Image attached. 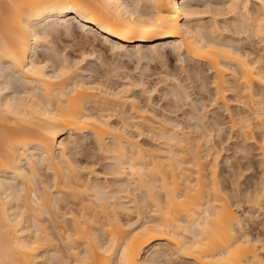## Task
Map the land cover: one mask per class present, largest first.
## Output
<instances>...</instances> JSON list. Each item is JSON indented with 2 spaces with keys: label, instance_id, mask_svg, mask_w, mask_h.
Wrapping results in <instances>:
<instances>
[{
  "label": "bare ground",
  "instance_id": "obj_1",
  "mask_svg": "<svg viewBox=\"0 0 264 264\" xmlns=\"http://www.w3.org/2000/svg\"><path fill=\"white\" fill-rule=\"evenodd\" d=\"M189 1L0 0V264H162L163 257L179 264L180 256L196 264H264V230L254 233L243 221L256 205L264 208V186L254 187V203L253 192L238 189L234 204L218 172L225 140L248 139L254 113L264 121V51L221 37L217 18L232 12L233 31L252 29L248 36L264 46V0H224L231 2L225 11L214 0ZM205 11L212 21L199 17ZM62 37L74 41L79 57L53 47ZM102 47L141 60L174 54L194 88L215 73L214 91L198 89L193 98L176 76L166 89L176 109L191 105L182 110L187 125L161 118L151 97L156 86L91 79L87 54ZM138 90L149 108L137 101ZM228 100L241 109L230 110ZM206 102L224 105L236 134L222 138L219 115L206 121ZM90 135L98 150H79ZM145 135L164 142L150 151L139 141ZM97 155L112 160L103 168L119 190L92 176L96 160L83 156Z\"/></svg>",
  "mask_w": 264,
  "mask_h": 264
},
{
  "label": "rangeland",
  "instance_id": "obj_2",
  "mask_svg": "<svg viewBox=\"0 0 264 264\" xmlns=\"http://www.w3.org/2000/svg\"><path fill=\"white\" fill-rule=\"evenodd\" d=\"M192 1H195V2H192ZM214 1H216V2H219V9L221 10V7H222V10H224L225 11V6H226V4L227 5H230L229 3H231V2H227V3H224V0L222 1V0H214ZM196 2L198 3V0H190L189 1V3H192V5H195L196 4ZM204 2V1H203ZM226 2V1H225ZM224 4V5H223ZM211 5H214V4H211ZM223 5V6H222ZM218 6V5H217ZM214 7V6H213ZM227 7V6H226ZM254 7V6H253ZM218 8V7H217ZM224 8V9H223ZM201 14V13H200ZM211 15H212V13L210 14V12H204V13H202L199 17L200 18H203V20L204 21H206V22H210V21H212V17H211ZM232 15V16H231ZM234 14H232V12L231 13H227V14H223V15H220L219 17L217 16V18H218V20H219V24H220V27H222L223 28V31H222V28H220L221 29V31H219V32H221V33H223V34H221L220 33V35H221V37L224 35L225 36V39L226 40H232L233 38V41H235L234 43L235 44H237V45H239L238 44V42H240V44H244V46H251V44H253L254 45V48H255V50L254 51H256L257 53H258V51H260L261 49H263V51H264V46H263V42H261V40H260V38H258V36L257 35H255V36H253V35H250V37L248 36L249 34H252V32H251V30L252 29H249L250 30V32L249 31H245V32H234L235 30V27H234V29H232L231 28V25H232V23H233V21H234V17L235 16H233ZM222 16V17H221ZM227 16V17H226ZM231 16V17H230ZM226 17V18H225ZM229 18V19H228ZM231 18V19H230ZM226 19V20H225ZM198 22H199V20H197ZM197 21H196V23H197ZM227 21V22H226ZM232 21V22H231ZM200 23V22H199ZM234 23H238L237 21L236 22H234ZM246 24H248V21L246 22ZM249 28H252V27H249ZM78 29V28H77ZM230 29H232V30H230ZM80 30H83L82 28L80 29H78V32L80 31ZM234 30V31H233ZM82 31H80V33H81ZM255 33V32H254ZM257 36V37H256ZM63 38V37H62ZM59 39V40H57V42H58V44L55 42L53 45V47H55V48H58V50H60V51H62V53H67V51L68 52H74V51H76L74 54H76L77 55V57H79L80 56V53H81V51L78 49V46H76L75 45V47H74V44L75 43H73L74 41L71 39V38H69V37H64L63 39ZM72 41H71V40ZM237 41V42H236ZM97 43H98V41H96ZM72 43H73V45H72ZM59 44H60V46H63V47H59ZM69 44H71L73 47H71V45H69ZM71 47L72 49H70V48H65V47ZM104 45H108L109 46V44H105L104 43ZM104 45H102V46H104ZM253 45L251 46V47H253ZM107 46V47H108ZM80 47V46H79ZM74 48V49H73ZM103 49H105V47H102ZM77 49V50H76ZM248 49H250V48H248ZM250 50H252V49H250ZM258 50V51H257ZM40 51V50H39ZM104 51H105V53H104ZM102 50V54H100L99 55V53L98 52H96L95 54H87V56L89 57V56H92V57H89L90 58V60H88V62H89V64H87V66L88 65H92L93 66V68H94V70H93V72H92V75H93V77L91 78V79H97L96 78V76L99 78L100 77V79L101 80H103V82L104 83H110V85L111 86H113V87H115V88H122L123 86H124V84H126V82L128 83V81H131V80H137L138 81V79L139 80H141V81H143V82H145L146 84H145V86L147 87H155L156 86V90L153 92V94H152V99L154 100L153 101V103L156 105L155 106V108H156V110L154 111V113L156 112V114H157V116L159 115V116H161V118L164 116L163 114H168V116H170V115H173V116H171V117H174V118H177V116L178 117H180V118H177V119H185V121L184 120H182L184 123H183V125H187V123L186 122H188L187 121V116H188V114L186 115L185 113L183 114L182 113V110L183 111H185V110H189L190 108H191V105L188 107L187 105V108H185V110L184 109H182V110H179V109H176L175 108V105L177 106V102L175 101V98L173 97V95H172V93L171 92H169L170 90H168V89H166L167 87H169V86H171V89L173 88L174 89V84L177 82L176 80V76H177V78H179V80H181V79H183V82H186L185 84H188V86H189V89H190V91H191V93L193 92V94H192V96H193V98L195 97V93H194V91H198V89L200 90L201 89V91L203 90V89H205L204 91V94L205 93H207V95H209V92H206V89H210V91L211 92H213L214 91V85H213V81H212V79H213V77L215 76L214 74L215 73H205V76L207 77L206 79H207V85H208V87H207V85H206V87L205 88H198V87H196V88H194V87H192L193 85H192V82L190 81V79H186V80H184V78H185V72H182L183 70L182 69H184L183 68V63L179 60V58L176 56V55H174V54H172L170 57L171 58H166V57H164V58H155V59H150L149 57H145V59L143 58L142 60L141 59H139V57L137 58V55H132V56H123V57H119V56H114L112 53H111V51L109 50V51H107L106 49L105 50ZM106 52H108V53H106ZM262 51H260V53H261ZM110 54V55H109ZM111 54H112V56H111ZM93 55L95 56V57H93ZM88 58V59H89ZM95 58V59H94ZM103 60V61H102ZM141 60V61H140ZM162 60V61H161ZM189 60V59H188ZM107 61V62H106ZM106 62V63H105ZM104 63V64H103ZM189 65H187V67L188 68H190L191 66H192V64H193V62L192 63H190V61H189V63H188ZM90 65V66H91ZM97 67L96 69H95V67ZM182 66V67H181ZM190 66V67H189ZM119 67V68H118ZM102 70V71H101ZM98 71H100V72H98ZM105 71V72H104ZM86 73H89V75L91 74L90 73V71H87ZM100 73V74H99ZM103 73L105 74V76H103ZM97 74V75H96ZM100 76H99V75ZM102 74V75H101ZM95 75V76H94ZM101 76H103V77H101ZM130 76V77H129ZM210 76V77H209ZM103 78V79H102ZM130 79V80H129ZM176 79V80H175ZM105 80V81H104ZM209 80V81H208ZM108 81V82H107ZM108 83V84H109ZM114 83V84H113ZM121 83H123V84H121ZM200 83H201V80L199 81V83H196V84H198V85H200ZM173 84V85H172ZM202 84H203V82H202ZM123 85V86H122ZM213 85V86H212ZM191 86V87H190ZM202 86V85H201ZM140 86H138V88H139ZM147 87V88H148ZM176 87V86H175ZM193 88V89H192ZM169 92V93H167V91ZM166 91V92H165ZM135 96H137L138 98V100L137 101H139V103L141 102L142 103V105H144V104H146V103H148V102H146L147 100H146V96H142L141 95V92H140V90H138L137 92L135 91V94H134ZM206 95V94H205ZM196 97H198V96H196ZM264 97V96H263ZM136 101V102H137ZM186 102H189L188 100L186 101ZM208 102H210V101H208ZM208 102H206V103H208ZM230 102V103H229ZM227 103L229 104V105H231V108H230V110H232L233 112H235L237 109L239 110V109H241L240 107H239V104H241V103H239V102H236V101H233V100H228L227 101ZM239 103V104H238ZM146 105H148V104H146ZM146 105H144L145 107H147V108H149L148 106H146ZM207 105H210V103H208ZM222 103H221V105L219 104L218 106H216L215 108H214V105H210V106H208V107H206V109L204 110V109H202V110H204V112H206L207 111V114H208V117L209 118H206V121H208V120H210V122H212L213 123V121H214V119H213V117H215L216 115H219L218 117H219V120L220 119H222L221 120V122H222V127H223V134L221 135L222 136V138H224L226 135H228L230 132H232L230 135L232 136V135H234V134H236L235 132H236V130H233V131H231L232 130V127H231V117H230V115H229V113H228V111H226V109H225V107H222ZM254 105H256L257 106V108L259 107V109H260V106L259 105H257V104H254ZM185 106V107H186ZM202 106V104L200 105V107ZM224 106V105H223ZM182 107H184V106H182ZM210 107V108H209ZM221 107L223 108V109H225V110H223V109H221ZM150 110H152V109H150ZM254 110V109H253ZM252 110V111H253ZM226 112V114H225V112ZM147 113H150V111L149 112H147ZM163 113V114H162ZM146 114V113H145ZM144 114V115H145ZM183 114V115H182ZM210 114V115H209ZM214 114V115H213ZM225 114V115H224ZM151 115H153V114H150V116H148V114L146 115V116H148V117H151ZM186 115V116H185ZM256 114L254 113V116L253 115H251L252 117H254V119H251L252 120V122H251V124H250V126H252V128L250 127V129L253 131H251V130H248L249 128H247V130L248 131H251V133L254 135V138H253V135H249V134H251V133H248L247 134V136H249L250 137V139H249V137H247L248 139H246L245 140V137L244 136H242L241 135V137H240V135H239V137L241 138H237L236 136H234V138L232 137L231 139H230V141H227V136L224 138V139H226L225 140V142H224V144H222V146L223 147H225V149L223 150V149H221V147H219V151H220V158L218 159V172L220 173L219 174V179H220V181H221V183L225 186V188H223L224 190V193L226 194V196L228 197V196H230L229 197V199H230V201L232 202V203H234V204H238V202H237V197H236V191H239L238 189H242L241 191H242V194L244 193V196H247V195H245L246 193H249V190H250V192H253V190L255 191V188H259V189H261V187H262V189H263V186H264V121H263V123H259L260 121H258L259 119L255 116ZM250 116V117H251ZM190 117V116H189ZM188 117V118H189ZM221 117H223V118H221ZM255 117H256V119H255ZM262 117H264V114H263V116ZM261 117V118H262ZM159 117H157L156 119H158ZM165 118V117H164ZM258 119V120H257ZM116 121H117V119H115ZM160 120V119H159ZM262 120H263V118H262ZM194 121H196V120H193V122ZM208 123H209V121H208ZM209 127H211V125H209V124H207ZM212 126H213V124H212ZM171 126H168V128H170ZM200 129V128H199ZM202 130V129H201ZM246 130V129H245ZM213 133H216V131H213ZM213 135H217V134H213ZM229 135V136H230ZM92 135H90L89 137L90 138H87L88 139V141H87V139H85L86 140V145L87 144H89V146H85V143L84 142H82L81 143V146H80V149L79 150H98V149H96L97 148V146H96V148L94 147V145H96V144H94L93 142V144H91L90 145V143L89 142H91V141H93L94 139H93V136L91 137ZM224 136V137H223ZM251 136H252V138H251ZM244 137V138H243ZM63 138V137H62ZM144 138V139H143ZM205 138V137H204ZM236 138V139H235ZM218 138H217V136L215 137V140H217ZM233 139V140H232ZM59 140H61V139H59ZM84 140V141H85ZM109 140V139H108ZM153 140H155V141H153ZM163 139H160L159 140V138L158 139H156L155 137L154 138H152V140H151V136L150 137H147L146 135L145 136H143L142 138H140V140L139 141H141L140 143L142 144V146H144V148H147L148 150L150 149V151H152V148L153 149H155L156 150V148H158L159 147V145L160 144H162V142H164V141H162ZM229 140V139H228ZM244 140V141H243ZM247 140H248V142H247ZM158 141H160V144H159V142ZM202 141H203V143L205 144V143H207V142H204L205 140L204 139H202ZM237 141V142H236ZM242 141V142H241ZM245 141L247 142V143H245ZM88 142V143H87ZM234 142V143H233ZM84 143V144H83ZM236 143V144H235ZM241 145H240V144ZM243 143V144H242ZM240 145V146H242V145H244L245 144V146H246V148H245V151H243V150H241V149H239L238 147V145ZM84 145V146H83ZM155 145H156V148H155ZM221 145V144H220ZM247 145H249V146H247ZM158 146V147H157ZM162 146H165V145H162ZM219 146V145H218ZM238 146V147H237ZM94 147V148H93ZM238 148V149H237ZM222 150V151H221ZM157 151V150H156ZM156 151H154L153 150V152H156ZM207 150H205V152H206ZM213 152H215V151H217V150H212ZM211 151V154L213 155V152ZM83 157H85V161H87V160H91L90 162L92 163V162H94L93 160H96L95 161V165L92 163V165H93V167L95 168L94 170H95V172L93 173L92 172V176L94 177V176H100L99 177V180L101 179V181L102 182H104L105 180H109L108 181V183L110 182V184H113V185H111L110 187L112 188V190L113 189H115V190H119V185H117V184H114V181H113V177H112V175H110L109 173H107L106 174V171H105V167L103 168V163L104 162H106L107 161V159H106V161L104 160H101V158H100V156L99 155H97V156H95L94 158H91V159H88V158H86V156H83ZM210 157V156H209ZM214 157V156H213ZM97 158H99V159H97ZM210 158H212V157H210ZM87 159V160H86ZM97 160H98V162H97ZM100 160H101V162H100ZM109 160V159H108ZM109 161H112V160H109ZM109 161H107V162H109ZM114 162H116V161H114ZM86 163V162H85ZM90 163V164H91ZM102 166V167H101ZM91 168V167H90ZM91 170H93L92 168H91ZM105 172H103V171ZM97 171V172H96ZM98 171H99V173L101 172L102 174H97L98 173ZM106 174V175H104V174ZM103 178H106V179H104V181L102 180ZM221 184V185H222ZM117 185V186H116ZM223 185H222V187H223ZM256 186V187H255ZM259 186V187H258ZM255 187V188H254ZM252 188V189H251ZM245 189V190H244ZM256 189V193L258 194L259 192H261L262 190H259V192H258V190ZM241 191H239V193L241 192ZM245 191H247L246 193H245ZM119 192H121V191H119ZM140 193V192H139ZM238 193V192H237ZM117 194H119V193H117ZM120 194H122V195H120ZM119 195H120V197H122V196H125L126 195V192H121ZM125 194V195H124ZM141 194V193H140ZM253 194H254V192H253ZM256 194H254V196H255ZM118 196V195H117ZM141 196V195H140ZM243 196V197H244ZM257 196V195H256ZM255 196V197H256ZM119 197V196H118ZM254 197V198H255ZM258 197L259 196H257V199H254V201H253V203L255 202V201H258ZM126 199L125 197H122L121 198V200L122 199ZM246 198V197H245ZM260 198V197H259ZM118 199V198H117ZM120 199V198H119ZM262 199V198H261ZM264 200V199H263ZM262 200V201H263ZM260 199H259V202H261L260 204H262L263 205V207H264V204H263V202H262ZM120 202V201H119ZM121 202H123V200L121 201ZM144 203H142V206H143V209H144V206L145 205H143ZM247 205H249V204H247ZM236 206H238V205H236ZM255 208V209H254ZM252 210H253V213H250L249 214V217L248 218H246L245 220H243V221H245L244 222V224H245V227H246V225H247V227L248 228H251V229H253V232L254 233H256V232H259V231H263L264 230V208H260V206L259 205H256L255 207H254ZM148 208H147V206H146V208H145V211L144 212H146V211H148L147 210ZM257 210V211H256ZM127 210H124V212H126ZM127 213V212H126ZM240 213H241V211H240ZM123 214H125V213H123ZM127 215H128V213H127ZM126 215V216H127ZM250 215H253L252 217L250 216ZM46 217V216H45ZM46 218H48V217H46ZM244 219V218H243ZM247 223V224H246ZM262 224V225H261ZM261 226V227H260ZM246 227V228H247ZM262 228V229H261ZM254 229H256L257 231L255 232V230ZM259 229V230H258ZM56 235H58V234H56ZM55 235V236H56ZM59 236H57L56 238H57V240L58 241H54V243L56 242H60L59 241V238H58ZM56 240V239H55ZM61 243V242H60ZM59 243V244H60ZM181 257V258H180ZM177 260H176V262L177 261H181V262H178L179 264H196L197 262H195V260H193V259H187V258H185V257H182V256H180ZM164 258L166 259V257H163L161 260V263L162 264H169L171 261L169 260V259H166V260H168V262H166V260H164ZM182 259V260H181ZM195 263H194V262ZM173 263V261L171 262V264Z\"/></svg>",
  "mask_w": 264,
  "mask_h": 264
}]
</instances>
